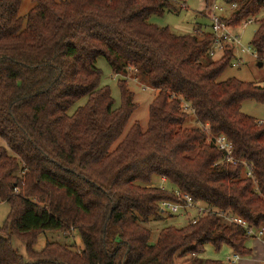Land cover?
Returning <instances> with one entry per match:
<instances>
[{
  "label": "trees",
  "instance_id": "16d2710c",
  "mask_svg": "<svg viewBox=\"0 0 264 264\" xmlns=\"http://www.w3.org/2000/svg\"><path fill=\"white\" fill-rule=\"evenodd\" d=\"M22 3L0 0V199L11 206L0 264H181L188 255L190 264H237L201 257L207 245L252 256L248 231L216 212L164 228L156 244L145 226L162 219V202L184 203L180 192L264 230V121L242 111L247 100L264 103V84L219 80L234 46L216 59L212 25L178 35L152 23L170 0H33L27 18ZM225 3L237 4L222 17L233 28L264 11V0ZM256 22L252 46L262 57L264 15ZM100 57L123 76L119 105L102 85ZM132 73L159 92L148 127L136 122L117 143L139 107ZM207 128L228 137L256 182L227 161ZM74 230L81 251L58 242L33 249L40 233Z\"/></svg>",
  "mask_w": 264,
  "mask_h": 264
},
{
  "label": "rangeland",
  "instance_id": "374dc122",
  "mask_svg": "<svg viewBox=\"0 0 264 264\" xmlns=\"http://www.w3.org/2000/svg\"><path fill=\"white\" fill-rule=\"evenodd\" d=\"M172 6L166 9L163 15H154L150 18V21L159 27H169L170 30L178 35L194 34L198 24L206 22L210 25V17L212 14V5L214 0H170ZM225 1V0H224ZM33 0H23L22 7L20 9V16L27 18L29 12L33 8ZM233 10H228L222 17H230ZM264 15V11L262 15ZM260 16V17H261ZM209 19H208V18ZM260 17H256L258 20ZM258 28V22L247 25L246 27L240 26L233 28L232 32L238 34L241 37V45L234 48L235 57L232 61V65L221 75L220 81H225L229 78H238L247 82H255L256 84H264V66H259V61L253 56L252 52H242V48L252 46V41L255 36V31ZM220 57L216 56V59ZM240 58L241 63H236ZM97 67L102 72V85H108L111 88L112 95L116 100L117 105L121 103V91L119 88V78H123L122 75L116 76L112 72V69L106 58L100 57L97 61ZM138 77V78H137ZM130 83V89L135 93V101L139 104L138 109L134 112L124 134L117 142L119 143L124 136L129 132L131 127L136 123L140 122L146 129L149 124L150 118V106L156 96L158 90L152 88L147 84L142 75L137 76L136 73H132L127 76ZM85 100L80 101L78 105H83ZM75 107V108H76ZM74 108V109H75ZM242 111L250 116H253L259 121H264V103H259L255 100H247L243 103ZM195 118L194 116L189 117V122ZM189 126L194 125L193 122L188 124ZM4 144L3 140H0ZM157 182V181H156ZM163 185L162 182L155 183V185ZM202 205H205L202 203ZM11 211V206L8 202H4L0 199V227L4 225ZM162 219H151L145 223V226L152 231L151 244H156L162 230L168 226L183 227L190 223L192 218L195 216L193 212L186 215L171 214L169 212H162ZM119 227L114 226L110 230V240L113 237L118 236ZM48 242H58L68 247L81 251L84 249L82 238L78 231L74 230L69 234L56 231H46L40 233L37 240L34 243L33 249L37 252H41ZM13 247L20 251V253L29 260L27 245L26 243L17 238H12ZM229 248L224 247L221 251H217L214 246L207 245L205 252L201 254L203 258L211 259H222L227 260L230 255L228 254ZM193 260L192 255L185 257L181 264H190Z\"/></svg>",
  "mask_w": 264,
  "mask_h": 264
},
{
  "label": "built area",
  "instance_id": "2783aa9c",
  "mask_svg": "<svg viewBox=\"0 0 264 264\" xmlns=\"http://www.w3.org/2000/svg\"><path fill=\"white\" fill-rule=\"evenodd\" d=\"M236 8H237L236 3L229 5L225 3L224 0H214V3L212 5L213 12L210 17L211 25H212L211 31L215 37L213 47L210 50V55L212 57H215L219 53L224 51L228 43L233 45L234 48H237L238 46L241 45V37L238 34L232 32L233 27H231L227 22L222 20V16L226 11L234 10ZM255 22H256V18L251 17L249 19L244 20L241 26L246 27L247 25H250ZM203 32L204 30L203 31L196 30V33H203ZM242 52L243 53L252 52L256 60L264 64V52H263V56L261 57L260 53L257 50H255L253 46L242 48ZM238 60L239 61L236 63L237 65L241 63L240 61L241 59L238 58ZM207 132L209 134L210 139L214 140L218 149L224 152L227 161L232 163L233 165L242 164L244 166L245 176L254 179L256 182L257 180L255 179L252 166L248 162L242 161L234 156V145L228 139V137L225 135H219L214 137L210 135L209 128H207ZM163 181H165V178H163ZM175 193L178 197L183 198L185 202L176 203L172 201H164L161 203L162 212H169L171 214H180V215H186L190 212H193L195 214V216L192 218L193 223L197 222L198 217L200 215L216 212L227 221L233 222L235 224H239L240 226L244 227L248 231L249 236L263 239L264 236L263 229L256 231L248 224V222H246L241 218L232 217L216 208L207 205H202L201 202H196L190 195L183 194L180 192H175ZM241 258L242 257L239 254L233 253L231 256L228 257L226 261L238 263V261H240Z\"/></svg>",
  "mask_w": 264,
  "mask_h": 264
},
{
  "label": "crops",
  "instance_id": "0c3cea01",
  "mask_svg": "<svg viewBox=\"0 0 264 264\" xmlns=\"http://www.w3.org/2000/svg\"><path fill=\"white\" fill-rule=\"evenodd\" d=\"M202 24H206V22H202ZM210 25H211V21H210ZM204 29L206 30V27H204ZM248 246L250 248H252V250H253L252 256L242 257L240 259V261H238L237 264H260V263H264V239L252 237L248 242ZM230 254H233V252L231 250L230 251L228 250L227 255H230Z\"/></svg>",
  "mask_w": 264,
  "mask_h": 264
},
{
  "label": "water",
  "instance_id": "95a60500",
  "mask_svg": "<svg viewBox=\"0 0 264 264\" xmlns=\"http://www.w3.org/2000/svg\"><path fill=\"white\" fill-rule=\"evenodd\" d=\"M259 66H260V67H263L264 64H263L262 62H259Z\"/></svg>",
  "mask_w": 264,
  "mask_h": 264
}]
</instances>
